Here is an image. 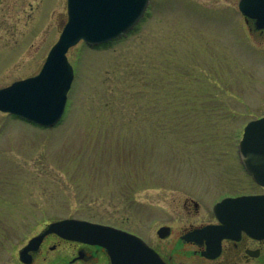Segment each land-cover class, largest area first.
<instances>
[{
  "label": "rangeland",
  "instance_id": "obj_1",
  "mask_svg": "<svg viewBox=\"0 0 264 264\" xmlns=\"http://www.w3.org/2000/svg\"><path fill=\"white\" fill-rule=\"evenodd\" d=\"M239 1L149 0L128 33L69 51L75 79L58 125L1 117L0 264H19L54 221L155 240L166 208L181 223L185 200L204 215L222 196L260 191L238 145L264 116V29ZM66 21L67 0H0V88L39 72Z\"/></svg>",
  "mask_w": 264,
  "mask_h": 264
},
{
  "label": "water",
  "instance_id": "obj_2",
  "mask_svg": "<svg viewBox=\"0 0 264 264\" xmlns=\"http://www.w3.org/2000/svg\"><path fill=\"white\" fill-rule=\"evenodd\" d=\"M147 7L148 0H68V22L41 71L34 77L0 90V110L44 127L56 125L64 114L68 92L74 79L73 68L67 59L68 50L81 40L90 46H98L121 37L138 24ZM239 9L247 19L255 20L258 29H264V0H241ZM239 155L248 173L264 186V118L248 124ZM216 208L218 216L233 209H236V214H240L243 209L249 208V214L253 217L264 208V197L227 199ZM259 217L257 215L255 218ZM242 222L234 221L233 224ZM242 228L249 233L255 229L254 226L250 228L247 223ZM72 229L96 233L104 230L85 221L64 220L50 224L45 234ZM159 233L165 235L166 229H161ZM43 236L33 239L22 250V260L29 250L40 243ZM104 245L109 249L112 247L108 243Z\"/></svg>",
  "mask_w": 264,
  "mask_h": 264
},
{
  "label": "flooded vegetation",
  "instance_id": "obj_3",
  "mask_svg": "<svg viewBox=\"0 0 264 264\" xmlns=\"http://www.w3.org/2000/svg\"><path fill=\"white\" fill-rule=\"evenodd\" d=\"M3 115L18 118L0 111V119ZM18 119L28 122L22 118ZM256 186L260 190L258 193L222 196L214 202L211 210L204 212V215L197 202L185 200L181 223L173 214L168 213L169 209L166 208V222L157 228L158 239L155 240L115 223L87 219L85 221L126 232L138 239L115 233L110 229L101 230L99 233L72 229L45 234L50 224L48 223L22 247L26 248L32 239L45 234L40 243L28 251L26 261L20 257L22 249L19 251L18 261L19 264H264V235L255 230L252 234L247 232L242 228L245 222L238 225L233 222L224 224L214 209V205L226 197L264 195V187ZM191 204L193 209L189 206ZM190 208L193 212H187ZM188 213L191 215L188 216ZM160 219L151 220L148 228L152 229ZM221 227L227 228L224 238H220L217 233V229ZM161 228L168 231L165 238L158 235ZM211 228L215 234L206 235L204 229L211 231ZM106 243L112 246V252L104 245ZM49 252L61 254L46 255Z\"/></svg>",
  "mask_w": 264,
  "mask_h": 264
}]
</instances>
